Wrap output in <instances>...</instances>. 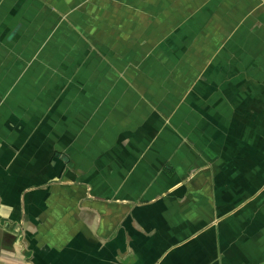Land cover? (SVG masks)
<instances>
[{
	"label": "crops",
	"instance_id": "1",
	"mask_svg": "<svg viewBox=\"0 0 264 264\" xmlns=\"http://www.w3.org/2000/svg\"><path fill=\"white\" fill-rule=\"evenodd\" d=\"M0 264H264V0H0Z\"/></svg>",
	"mask_w": 264,
	"mask_h": 264
}]
</instances>
